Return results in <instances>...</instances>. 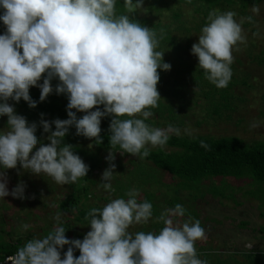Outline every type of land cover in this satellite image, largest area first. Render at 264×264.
Returning a JSON list of instances; mask_svg holds the SVG:
<instances>
[{
	"label": "clouds",
	"instance_id": "1",
	"mask_svg": "<svg viewBox=\"0 0 264 264\" xmlns=\"http://www.w3.org/2000/svg\"><path fill=\"white\" fill-rule=\"evenodd\" d=\"M0 8V20L6 26L0 34V117L8 118L7 129L0 130V199L9 195L26 198L23 181L11 192L7 187L6 170L18 165L61 186L87 176L89 166L71 144L63 143L73 126L76 135L102 144V118L111 117L110 149L105 158L109 167L100 183L106 192L114 191L117 151L144 160L152 148L165 147L173 127H153L146 121L153 117L152 110L161 98L158 69L169 71L171 65L164 62V52L157 50L160 38L153 28L132 18L138 11L147 12L144 0H124L125 11L119 15L116 0H0ZM251 11L258 15L260 9L253 5ZM236 16L234 11H210L191 49L205 79L219 89L226 88L232 78L233 51L247 44L243 24L255 23L252 16L239 20ZM53 79L59 81L55 92L67 95L69 118L41 119L43 131L50 133V143L42 144L36 135L37 124H29L8 101L23 99L35 108L30 88L39 87L40 101H44L54 91ZM77 112L85 114L78 118ZM260 126L256 121L250 129ZM185 131L192 135L191 130ZM201 147L209 148L204 141ZM125 195L127 199H111L88 211L85 219L91 230L82 240L66 237L65 228L59 226L62 213L57 212V226L42 237L28 239L10 258L11 264H207L198 258L195 247L197 241L207 239L201 222L181 224L173 219L184 216L186 209L181 204L155 217V223L163 224L158 233L132 232V227L152 220L153 205L138 202L135 188ZM30 228L25 223L20 231ZM65 245L68 249L62 256Z\"/></svg>",
	"mask_w": 264,
	"mask_h": 264
},
{
	"label": "rangeland",
	"instance_id": "2",
	"mask_svg": "<svg viewBox=\"0 0 264 264\" xmlns=\"http://www.w3.org/2000/svg\"><path fill=\"white\" fill-rule=\"evenodd\" d=\"M144 5L147 12L142 11V14L153 19L160 18L167 23L172 21L171 11L150 10L146 1ZM256 6L260 9L258 15L251 11L252 6L242 9L243 11L239 9V4L230 5L225 10L218 8L221 12H236L237 20L252 16L255 22H245L242 26L247 37V44H240V50L233 51L234 65L231 68L233 83L230 88L232 99L224 103L225 101L219 95L217 96L214 104L218 108V114L212 113L214 104L203 98L201 90L195 84L193 75L198 72L196 70L193 72L190 66L180 72L177 69V62L180 60H185L194 68H198V58L192 54L191 49L192 45L198 42L201 29L206 24L203 21L206 7H201V4L186 3L177 6L181 9L180 19L184 28L181 31H175L179 35V45L166 43L161 46L160 51L164 52L163 59L171 65V69L169 71L161 69L165 73L162 81L157 85L161 98L158 107L152 110L153 117L149 118L151 126L166 129L171 125L174 130L170 134L187 137L237 136L249 144L264 140V1ZM2 14L3 9L0 8V15ZM0 31V34L6 31L2 20H0ZM257 31L258 36L254 35ZM177 46H179L178 51ZM56 81L59 83L58 79ZM34 89L38 87L33 86L30 91ZM8 103L14 105L11 102ZM13 107L18 115L23 116L22 109ZM76 114L79 118L85 113L77 112ZM7 119V116L0 117V130L7 129ZM47 120L51 122L49 117ZM256 121L261 122V126L250 129V125ZM175 129L180 130L179 134L175 132ZM186 129L191 130L192 135H188ZM52 130H55V124H52ZM41 131L44 136L38 139L39 142L49 144L46 141L50 133H45L43 128ZM74 142L76 145L73 148L74 153L79 155L86 164L98 163L91 176L92 181L83 183L80 179L76 184L61 186L55 184L50 177L32 174L19 165L17 169L6 170L9 192L23 181L26 185L24 193L26 198L17 199L9 195L0 199V234L3 240L8 243L24 244L34 236L46 235L57 226L54 219L57 212L62 213L59 226L68 231L70 238L77 236L84 238L91 228L87 221L79 220L81 209L101 208L115 198L127 199L125 193L135 188L139 191L138 202L152 203L153 218L146 225L132 227L130 229L132 232L158 233L162 227L160 223L154 222L155 217L165 209L181 204L186 209L184 216L173 219L181 224L194 223L195 220L201 222L207 239L197 241L195 247L198 258L207 261V264H211V259L217 257L227 260L230 255H234L241 259L242 253L247 250H264V183L256 182L249 176L212 177L200 183L199 190L180 188L178 187L180 179L159 168L152 160L148 158L139 160L131 154L125 155L117 151L114 161L116 168L112 180L114 191L106 192L100 187V183L104 170L109 167V162L105 159L109 149L84 138H78ZM90 144L93 147L90 148ZM39 146L38 143L37 148ZM158 149L161 148H152L151 151ZM175 149L176 147L166 145L162 148L166 151ZM84 185L89 186L88 196L82 197L80 209L72 212L63 211L60 204ZM215 191H222L223 195H214ZM53 203L55 207H49ZM25 223L31 225V228L27 232H22L20 226Z\"/></svg>",
	"mask_w": 264,
	"mask_h": 264
},
{
	"label": "trees",
	"instance_id": "3",
	"mask_svg": "<svg viewBox=\"0 0 264 264\" xmlns=\"http://www.w3.org/2000/svg\"><path fill=\"white\" fill-rule=\"evenodd\" d=\"M148 3L150 10L159 11L161 9H166L171 11L172 21L169 23L164 22L162 19H153L148 15L142 14V10L133 14V19L138 21L143 26L148 28H153L157 33V37L160 38V45L157 49L161 50V46L166 45V43H171L179 45L180 42L179 35L175 31H181L184 27L180 19V8L177 6L181 3H186L190 5H200L201 7H206L204 12L203 21L207 23V17L210 11L213 9H222L225 10L230 5L239 4V9H245L248 6L259 5L264 0H144ZM145 6V5H144ZM116 11L117 14L124 13V0H116ZM243 11V10H242ZM1 32V31H0ZM177 51L179 46L176 47ZM164 60V59H163ZM165 62V61H164ZM234 65V63L231 65ZM189 66L193 70H196L198 73L194 74L195 84L201 90L200 93L204 99L209 100L214 104L216 98L219 95L221 99L228 103L232 99V94H230V88L233 81L230 80L228 86L223 89L217 88L215 85L210 83L205 79L203 70L197 67L194 68L192 64L187 63L185 60H180L177 62L178 72L188 69ZM160 74L159 83L162 81L163 75L165 74L163 70H158ZM192 76V75H191ZM233 76V74H232ZM43 83V79L40 81ZM56 79L52 80L53 93H51L46 100L40 101L41 89H34L30 91V96L34 101L37 102L35 108L29 107L28 103L21 99L19 102L14 100H9L8 102L13 103V106H16L22 109L23 116L27 119L29 124L35 122L37 124L36 135L38 139L44 134L41 131L42 126L40 125L41 118L43 117L46 121L49 117L50 121L56 119H68L67 115V102L68 98L65 94H57L55 88L57 86ZM186 85V84H184ZM210 85V87H209ZM206 86V87H205ZM177 93V92H176ZM184 95L183 93H181ZM178 95V94H177ZM183 97V96H182ZM168 100L170 97H166ZM227 101V102H226ZM162 104V103H161ZM102 110V106H101ZM216 110V111H214ZM212 113L218 114V108L214 104ZM43 114V116L41 115ZM39 116L41 118L39 119ZM80 116L79 118H81ZM111 122V117L102 118L101 122V137L103 140L102 144H97L105 149H110V132L109 125ZM146 123L152 125L150 120H147ZM75 130V131H74ZM55 131V130H54ZM78 138H84L83 136L76 135L75 127L69 129L68 134L65 136L63 143L71 144L75 148V140ZM94 141V140H93ZM201 141H204L209 148L205 149L201 147ZM46 142L50 143L49 140ZM166 146L176 147L175 150H162L158 149L157 151H151L150 155L147 157L152 160L159 168H162L173 176H176L180 179V184L178 187H187L199 190V184L205 180H209L212 177H236L244 178L246 176L251 177L253 180L259 183H264V140L257 141L255 143L249 144L240 137L237 136H198V137H187L183 135L170 134V138ZM78 148V147H76ZM78 150V149H75ZM118 150V149H117ZM80 151V150H78ZM125 155H130L125 153ZM89 166V171L87 176L81 178L83 183L87 181H92V174L95 171L98 163L87 164ZM88 185L81 186L78 188L77 192L68 196L61 204L60 207L65 212H72L76 209H80V203L82 197L87 198ZM218 187V186H215ZM212 188V187H211ZM178 191V190H177ZM177 193V192H176ZM179 193V191H178ZM177 193V194H178ZM214 195H223L221 192H216ZM87 195V196H86ZM90 209L80 210L79 211V220L84 222L86 214ZM160 226L163 227V224L160 223ZM263 231V230H262ZM66 237L70 240L72 239H83L82 237H73L70 238L68 231L65 233ZM21 243H8L3 240L2 235L0 234V258L5 257L6 255L13 254L17 252L18 248L22 246ZM68 249V245L64 246L62 250L63 253ZM74 255L77 257L80 255L78 249L74 250ZM211 255L209 254V257ZM203 260V259H202ZM205 261V260H204ZM211 264H264V250L257 251H245L242 253V258L239 259L234 255H230L229 259L222 260L220 258L211 259Z\"/></svg>",
	"mask_w": 264,
	"mask_h": 264
},
{
	"label": "built area",
	"instance_id": "4",
	"mask_svg": "<svg viewBox=\"0 0 264 264\" xmlns=\"http://www.w3.org/2000/svg\"><path fill=\"white\" fill-rule=\"evenodd\" d=\"M15 253L10 254V255H6L5 257L0 258V264H11L10 258L13 257L15 255Z\"/></svg>",
	"mask_w": 264,
	"mask_h": 264
}]
</instances>
